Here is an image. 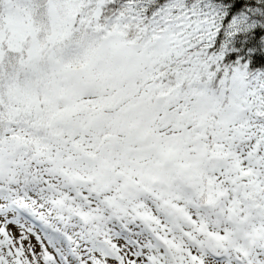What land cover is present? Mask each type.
I'll return each instance as SVG.
<instances>
[{"label": "snow or ice", "instance_id": "snow-or-ice-1", "mask_svg": "<svg viewBox=\"0 0 264 264\" xmlns=\"http://www.w3.org/2000/svg\"><path fill=\"white\" fill-rule=\"evenodd\" d=\"M0 264H264V0H0Z\"/></svg>", "mask_w": 264, "mask_h": 264}]
</instances>
